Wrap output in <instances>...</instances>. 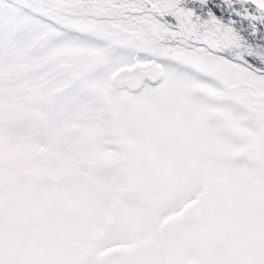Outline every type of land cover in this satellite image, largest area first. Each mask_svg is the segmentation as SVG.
<instances>
[{
    "label": "snow or ice",
    "instance_id": "obj_1",
    "mask_svg": "<svg viewBox=\"0 0 264 264\" xmlns=\"http://www.w3.org/2000/svg\"><path fill=\"white\" fill-rule=\"evenodd\" d=\"M0 264H264V0H0Z\"/></svg>",
    "mask_w": 264,
    "mask_h": 264
}]
</instances>
